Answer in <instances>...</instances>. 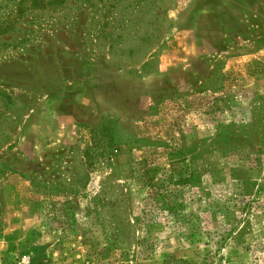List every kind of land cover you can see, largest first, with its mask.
Wrapping results in <instances>:
<instances>
[{"label":"rangeland","instance_id":"rangeland-1","mask_svg":"<svg viewBox=\"0 0 264 264\" xmlns=\"http://www.w3.org/2000/svg\"><path fill=\"white\" fill-rule=\"evenodd\" d=\"M0 264H264V0H0Z\"/></svg>","mask_w":264,"mask_h":264}]
</instances>
